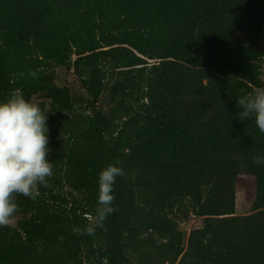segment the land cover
I'll list each match as a JSON object with an SVG mask.
<instances>
[{
  "label": "trees",
  "instance_id": "1",
  "mask_svg": "<svg viewBox=\"0 0 264 264\" xmlns=\"http://www.w3.org/2000/svg\"><path fill=\"white\" fill-rule=\"evenodd\" d=\"M263 65L264 0H0V99L50 100L53 163L35 199L15 196L0 264H264V132L236 104ZM61 66L87 92L79 107ZM115 161L116 211L77 235Z\"/></svg>",
  "mask_w": 264,
  "mask_h": 264
},
{
  "label": "clouds",
  "instance_id": "2",
  "mask_svg": "<svg viewBox=\"0 0 264 264\" xmlns=\"http://www.w3.org/2000/svg\"><path fill=\"white\" fill-rule=\"evenodd\" d=\"M28 75L36 78L37 72L30 71ZM236 104L239 120H254L264 132V86L243 94ZM49 152L47 113L19 91L0 99V227L6 226L18 212L17 194L35 199L37 187L47 186L53 175ZM255 163L264 164V156H257ZM124 175L119 161L100 171L95 218L83 231L74 229L77 235H93L107 216L116 211L114 186L117 178Z\"/></svg>",
  "mask_w": 264,
  "mask_h": 264
},
{
  "label": "rangeland",
  "instance_id": "3",
  "mask_svg": "<svg viewBox=\"0 0 264 264\" xmlns=\"http://www.w3.org/2000/svg\"><path fill=\"white\" fill-rule=\"evenodd\" d=\"M77 56L73 55V62L74 60H76ZM149 62H153L155 60L149 59ZM263 69H264V65H263ZM50 72L53 73L54 78H55V83L59 86H69L73 92V98L75 101V105L77 107H79L81 105V103L84 102V100L86 99V90L83 87V85L81 84L80 78H79V74L76 73L75 68L72 67H65V66H61V67H57L52 69ZM84 99V100H83ZM45 101L47 102V104H50V100H45L44 99V94H40V95H35L33 97V102L36 103L38 106L40 104V102ZM102 102V110H107L110 106V103L108 101V99L106 97H103V99L99 101V105ZM79 111V110H78ZM64 116L67 114H63ZM69 191L68 187H64L63 192H67ZM239 213H249L251 212V208L250 206H246L244 208L239 207L238 208ZM17 216V215H15ZM14 216V217H15ZM202 222V217H197L194 214H190L188 216H183L181 215L180 217H178V223H179V227L181 230H183L187 235H189V232L196 226H199ZM85 264H101L99 262H94L91 263L89 261H86Z\"/></svg>",
  "mask_w": 264,
  "mask_h": 264
},
{
  "label": "water",
  "instance_id": "4",
  "mask_svg": "<svg viewBox=\"0 0 264 264\" xmlns=\"http://www.w3.org/2000/svg\"><path fill=\"white\" fill-rule=\"evenodd\" d=\"M100 109L102 110V102H101V104H100Z\"/></svg>",
  "mask_w": 264,
  "mask_h": 264
}]
</instances>
